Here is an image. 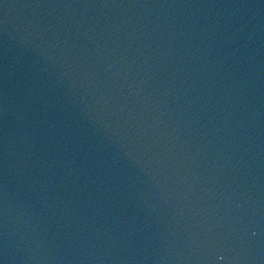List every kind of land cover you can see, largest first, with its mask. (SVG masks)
<instances>
[{
  "label": "water",
  "instance_id": "obj_1",
  "mask_svg": "<svg viewBox=\"0 0 264 264\" xmlns=\"http://www.w3.org/2000/svg\"><path fill=\"white\" fill-rule=\"evenodd\" d=\"M0 264H264V0H0Z\"/></svg>",
  "mask_w": 264,
  "mask_h": 264
}]
</instances>
